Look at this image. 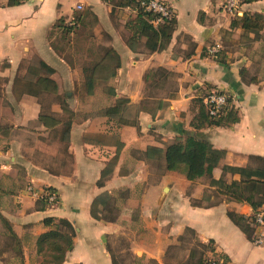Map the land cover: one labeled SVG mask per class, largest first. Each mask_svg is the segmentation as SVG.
<instances>
[{"label": "crops", "instance_id": "1", "mask_svg": "<svg viewBox=\"0 0 264 264\" xmlns=\"http://www.w3.org/2000/svg\"><path fill=\"white\" fill-rule=\"evenodd\" d=\"M139 1L121 7L119 0H26L16 6L0 0V216L19 239L0 221V264L37 263L36 241L50 230L43 222L51 218L67 220L75 230L63 264H113L108 238L125 235L134 256L170 264L167 252L188 230L196 242H212L228 264H264V246H255L229 218V212L250 217L253 208L225 195L226 186L243 179L234 170L255 172L254 158L264 159V29L255 35L232 27L246 13L264 18V0H237L233 11L229 0H160L176 25L167 48L156 52L143 37L129 45L127 24L139 14ZM61 19L76 27L66 39L55 29ZM87 27L88 40L121 59L116 77L93 95L79 94L83 67L64 56L77 30ZM55 31L67 47L55 44ZM37 61L55 71L59 94L67 97L70 114L59 104L51 108L57 119L72 122L67 141L61 140L62 124L49 129L40 123V99L15 83L27 74L21 65ZM159 70L168 77L157 76ZM212 91L232 99L237 124L197 128L199 101ZM188 135L224 153L212 178L191 182L166 169L167 147ZM47 189L58 202L40 209ZM101 197L114 201L115 221L93 218ZM111 209L94 211L103 218Z\"/></svg>", "mask_w": 264, "mask_h": 264}, {"label": "trees", "instance_id": "2", "mask_svg": "<svg viewBox=\"0 0 264 264\" xmlns=\"http://www.w3.org/2000/svg\"><path fill=\"white\" fill-rule=\"evenodd\" d=\"M243 3H251L255 0H241ZM121 7H128L135 5L137 0H119ZM21 3L16 0H10V5L16 6ZM154 15L151 13L143 12L139 10L137 17L127 24L128 30L132 33V37L129 40V45L138 42L140 39L145 38V46L150 51H162L167 48L171 41L172 34L175 29L176 22L174 20L166 21L164 24H160L155 27L153 24ZM237 22H233L232 27L239 26L246 33H253L258 35L264 29V18L260 14H244L242 17L236 18ZM81 20H77V23ZM75 22V25L77 24ZM60 30L62 38L66 39L74 31L75 26L69 27L66 25L65 20L58 21L55 29ZM57 53L62 55V49L55 47ZM103 53L96 57L93 62L88 63V67L83 68L84 77V93L87 95H93L98 85L109 83L117 75L118 70L121 67V59L119 55L111 48H102ZM21 69H24L23 64ZM55 71L45 64L43 61H37L35 66H29L27 68V74L25 78L20 76L16 79V84L22 83L24 88L22 93L30 96L42 99L43 97L53 98V102L48 106H44V103L40 100L42 106V112L39 118L41 124L46 128H55L62 124V141L69 139L70 130L72 126L71 121H61L57 119L54 114L51 113L53 104H59L66 114H70V109L66 103V96L59 94V88L57 83L53 80ZM28 76V78H27ZM157 76L168 77L159 70ZM27 78V79H26ZM107 91L111 95H115L113 88H108ZM222 94H225L221 92ZM227 97L228 105L223 108L221 114L218 117H213L209 114L207 106L200 102V119L201 124L197 126L198 129L204 125L226 127L237 124L239 122V113L233 108L232 99ZM125 103V102H123ZM115 109L111 108L107 111L108 114L114 112ZM150 151H156V149H150ZM224 157L223 152L216 151L205 140L198 139L197 136L188 135L184 141L177 140L172 145L168 146L165 152L166 169L171 172H180L185 175L188 181H196L202 177L212 178L214 169L218 166L220 160ZM259 165V169L255 172L251 169H236L242 176L241 182H233L231 185L225 187V195H227L232 201L237 203H246L253 208V213L257 210L264 208V159L254 158ZM214 183V181H213ZM99 186L103 185V182H99ZM48 194L54 193L53 190L47 189ZM114 201L109 198L101 197L97 199L93 204V218L100 220L104 219L109 222L115 221V219H108L103 216L99 217L94 208L104 205L114 210ZM48 205L47 196L42 198V201L38 203L40 209H45ZM229 218L232 222L239 226L249 237L252 239L254 234V226L250 217H241L233 212H229ZM1 224L11 234L12 239L19 240L13 233L11 225L2 216H0ZM43 224L50 230L37 238L36 252L37 255L47 257L49 260H45L46 264H63L65 258L69 252L74 248L75 230L72 224L65 220H56L54 218L46 219ZM191 234L194 237V232L187 231V234ZM184 238V237H183ZM181 238V241L183 240ZM197 245L193 248L187 257V260L183 264H211L215 260H221L223 264H228V259L224 255L217 254L212 242L203 244L196 242ZM113 257V264H118L116 257ZM154 264L156 262L152 261Z\"/></svg>", "mask_w": 264, "mask_h": 264}, {"label": "rangeland", "instance_id": "3", "mask_svg": "<svg viewBox=\"0 0 264 264\" xmlns=\"http://www.w3.org/2000/svg\"><path fill=\"white\" fill-rule=\"evenodd\" d=\"M90 22V20H89ZM91 28H81L77 30L76 32V42L74 45L67 47V43L60 42V37L61 33H56L54 32V42L55 44H58L60 46L67 47L65 50V59H67L70 63L78 64L80 67H88V60L87 57H99L103 51H102V46L97 45L94 41L88 40V37L91 35ZM264 38V36H263ZM247 44L249 41H245ZM261 46H264L262 44ZM262 48L264 50V47H259V49ZM35 62H25L23 63L24 66V71L26 68L29 66H35ZM23 76H26L25 73L23 72L21 75V78ZM28 78V76H27ZM26 78V79H27ZM21 85V89L23 90L24 86L23 84L19 83L17 87ZM78 93V91H77ZM79 94H85L83 88L79 89ZM43 103L44 106H48L50 103L53 102V98L49 97H43L40 99ZM108 219H115V212L111 211L109 215H106ZM2 241V240H0ZM108 243L109 247L116 257V260L118 264H154L151 261H147L143 258H139L133 255L130 251V241L128 236H118V237H109L108 238ZM197 245L195 238L191 234H186L183 238V240L179 243L177 247L174 249L169 250L167 252V262L170 264H183L185 260L187 259V256L189 252L195 248ZM37 254V253H36ZM15 256V253H13V257ZM39 256V255H38ZM37 263L33 264H46L45 260H49L47 257H39L36 259Z\"/></svg>", "mask_w": 264, "mask_h": 264}, {"label": "built area", "instance_id": "4", "mask_svg": "<svg viewBox=\"0 0 264 264\" xmlns=\"http://www.w3.org/2000/svg\"><path fill=\"white\" fill-rule=\"evenodd\" d=\"M19 3H24L26 0H16ZM230 11H233L237 6V0H229L228 2ZM138 10H142L146 13H151L154 15L153 24L154 26H159L160 24H164L166 21L172 19V11L167 6V4L160 0H140L138 2ZM74 26V22L70 24ZM218 49H212L211 53L216 54ZM204 104L207 106L209 110V114L213 117H218L223 108H225L227 103V97L225 94H222L219 91H212L208 94V96L204 99ZM35 196L38 195V192L34 191L33 188H30ZM47 196L48 205L54 206L58 202V196L54 193L48 194L47 191L42 192L41 198ZM254 226V234L252 237V242L255 246H264V208L257 210V212L253 213L250 216ZM211 264H223L221 260H215Z\"/></svg>", "mask_w": 264, "mask_h": 264}]
</instances>
